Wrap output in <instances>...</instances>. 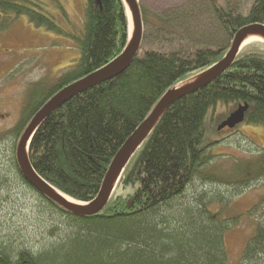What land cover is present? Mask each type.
Segmentation results:
<instances>
[{
	"label": "trees",
	"instance_id": "1",
	"mask_svg": "<svg viewBox=\"0 0 264 264\" xmlns=\"http://www.w3.org/2000/svg\"><path fill=\"white\" fill-rule=\"evenodd\" d=\"M47 3L60 7L59 0H0V32L25 17L36 28L63 34L48 14ZM84 3L83 31L72 36L80 51L78 62L50 90L41 87L28 97L15 136L23 133L39 109L61 89L104 67L125 49L129 26L123 0ZM238 3L226 1L223 5L210 0L215 20L231 41L243 27L264 26V0H253L243 4L245 7ZM139 9L151 38L154 35V41L165 42L169 48L139 51L126 72L68 101L37 128L30 141L27 156L33 171L73 202L88 204L97 197L111 161L167 91L207 71L228 52L229 44L192 46L170 15H151L149 21L140 5ZM144 33L143 28L141 47L146 41ZM244 104L248 106L244 124L264 129L261 42L243 46L220 78L167 109L129 159L103 211L89 218L60 208L33 190L16 165L5 167L0 162V168H10L18 181L68 224L67 231L55 234H60L55 243L37 251L0 242V264H224L222 234L235 218L215 224L206 216L204 204L195 208V220L187 219L191 217L187 207L175 215L162 212L196 178L221 181L238 191L264 184V148L253 158L236 162L233 174L222 180L202 172L215 159L211 145L205 144L209 113L219 106L225 108L223 122ZM224 130L231 136L236 133ZM127 187L131 194L116 195L118 189ZM258 208L260 220L238 264H264V198L255 213Z\"/></svg>",
	"mask_w": 264,
	"mask_h": 264
},
{
	"label": "rangeland",
	"instance_id": "2",
	"mask_svg": "<svg viewBox=\"0 0 264 264\" xmlns=\"http://www.w3.org/2000/svg\"><path fill=\"white\" fill-rule=\"evenodd\" d=\"M214 1L223 5L226 1L231 4L237 2ZM238 1L245 7L253 0ZM47 4L48 14L63 34L36 28L25 17L18 18L7 30L0 32V116L7 115L0 123V131L16 126L27 104V97L41 87L50 90L56 80L75 66L80 58L72 36L83 31L84 0H59L60 7ZM139 5L146 11L149 21L152 20L151 15H170L174 25L192 46L213 48L231 44V39L215 20L210 0H139ZM143 28L146 41L140 49L141 54L158 46L169 48L165 42H155L154 35L151 38L149 26L148 29L146 25ZM225 116L226 109L219 106L207 117L205 144L211 145L209 150L215 159L202 168V172L213 173L220 180L233 174L236 162L249 160L264 148V129L261 127L243 123L232 136L227 130L218 132L217 128ZM9 170L0 168V242L26 246L33 251L51 246L60 238L59 233L55 235L57 232L67 231V220L40 201ZM221 184L225 183L196 178L184 194L162 213L165 216L175 215L179 209L187 207L191 210L188 212L191 217L187 215V219L195 220V208L204 204L203 208L208 213L206 216L212 218L215 224L235 218V223L222 234V245L224 264H238L260 220V208L258 213H255V208L264 198V184H252L241 191ZM129 194L130 187L116 191L117 196ZM174 226L171 224L172 228Z\"/></svg>",
	"mask_w": 264,
	"mask_h": 264
},
{
	"label": "water",
	"instance_id": "3",
	"mask_svg": "<svg viewBox=\"0 0 264 264\" xmlns=\"http://www.w3.org/2000/svg\"><path fill=\"white\" fill-rule=\"evenodd\" d=\"M123 2L126 7L129 26L128 42L123 52L104 67L64 87L50 98L27 124L16 146L17 167L25 182L38 194L44 196L72 215L80 218L97 216L103 211L129 159L144 142L167 109L179 100L206 88L220 78L232 66L247 36L257 35L264 39L263 25L252 24L238 30L233 36L228 52L222 60L195 78L170 89L161 97L148 118L126 140L111 161L97 197L88 204L70 203L66 200L67 198L51 189L33 171L28 161V147L37 128L52 113L73 98L120 76L130 68L137 58L143 39V23L139 2L138 0H123ZM191 81L192 83L187 84ZM247 110V104L239 105L223 122H221L217 131L220 132L223 129L233 130L241 125Z\"/></svg>",
	"mask_w": 264,
	"mask_h": 264
},
{
	"label": "flooded vegetation",
	"instance_id": "4",
	"mask_svg": "<svg viewBox=\"0 0 264 264\" xmlns=\"http://www.w3.org/2000/svg\"><path fill=\"white\" fill-rule=\"evenodd\" d=\"M28 100V97L27 99ZM27 103V102H26ZM6 116H0V120L3 121L0 123H3L4 120L6 119ZM18 124V122H17ZM16 124V125H17ZM16 128V126L12 127L11 129L5 130V129H1L0 131V162L1 164H4V166L6 167L7 164H10V166L14 167L15 165L17 166V162H16V146L19 140V137L21 134H19L18 136H15V131L14 129ZM238 127H236L235 129L231 130L232 132L236 131Z\"/></svg>",
	"mask_w": 264,
	"mask_h": 264
},
{
	"label": "bare ground",
	"instance_id": "5",
	"mask_svg": "<svg viewBox=\"0 0 264 264\" xmlns=\"http://www.w3.org/2000/svg\"><path fill=\"white\" fill-rule=\"evenodd\" d=\"M251 42H264V39L262 38V37H260V36H257V35H249V36H247L245 39H244V41H243V43H242V46H245V45H247V44H249V43H251ZM190 83H192V81L191 82H189V83H187V84H190ZM68 202H70V203H74L73 201H71V200H69V199H66Z\"/></svg>",
	"mask_w": 264,
	"mask_h": 264
}]
</instances>
